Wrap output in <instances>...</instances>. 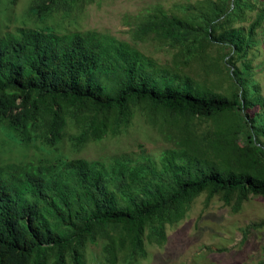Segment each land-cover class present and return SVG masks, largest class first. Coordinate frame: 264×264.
<instances>
[{
	"label": "trees",
	"instance_id": "trees-1",
	"mask_svg": "<svg viewBox=\"0 0 264 264\" xmlns=\"http://www.w3.org/2000/svg\"><path fill=\"white\" fill-rule=\"evenodd\" d=\"M92 2L36 0L29 12L44 26L0 36V131L57 148L76 129L70 140L80 148L118 136L140 113L175 148L160 163L62 155L0 166V264H89L86 249L100 243L110 264L121 256L132 264L146 258L147 242L164 244L167 227L203 193L206 205L218 197L237 211L264 198V110L246 113L261 102L248 55L264 0H204L178 6L180 15L156 9L139 32L177 49L174 67L96 30L47 25L54 6ZM256 10L247 31L234 26ZM194 64L227 87L193 80L181 65Z\"/></svg>",
	"mask_w": 264,
	"mask_h": 264
},
{
	"label": "rangeland",
	"instance_id": "rangeland-1",
	"mask_svg": "<svg viewBox=\"0 0 264 264\" xmlns=\"http://www.w3.org/2000/svg\"><path fill=\"white\" fill-rule=\"evenodd\" d=\"M36 0H0V36L17 33L19 29L40 28L44 24L29 11ZM204 0H94L89 4H60L53 7L47 25L61 33L96 30L124 41L163 67H174L177 49L160 40L155 34L140 33V29L163 8L169 14L180 15V5ZM252 1V0H251ZM258 11H247L234 22L246 31L256 20ZM145 36V37H144ZM259 41L249 53L252 60V78L259 84L261 102L249 109L251 117L264 110V28L255 35ZM218 49H210L216 57ZM193 80L210 79L217 87L227 83L219 75L207 77L199 65L191 68L181 65ZM189 69V70H188ZM77 135L70 130L57 148L41 144H17L0 131V166L8 163L51 162L65 155L71 159H102L110 163L118 158L144 163L147 159L160 163L166 151L175 148L163 135L150 126L144 116L137 113L133 123L118 136L107 135L100 141H90L75 148L70 140ZM207 193L197 197L185 218L167 227V241L162 245L146 243L147 256L132 264H264V227L250 228L264 222V198L252 197L240 211L226 206L218 197L206 205ZM89 264H110L103 243L86 249ZM117 264H127L122 256Z\"/></svg>",
	"mask_w": 264,
	"mask_h": 264
}]
</instances>
